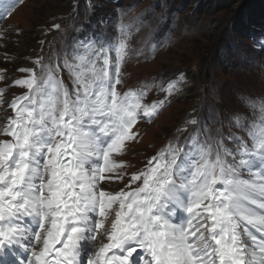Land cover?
I'll use <instances>...</instances> for the list:
<instances>
[{
    "label": "snow or ice",
    "instance_id": "6c2138e0",
    "mask_svg": "<svg viewBox=\"0 0 264 264\" xmlns=\"http://www.w3.org/2000/svg\"><path fill=\"white\" fill-rule=\"evenodd\" d=\"M119 30L116 44L89 42L78 64L64 61L72 91L40 58L39 71L19 69L28 76L14 83L27 91L0 126V264H264V105L251 148L193 134L185 145L170 141L124 189L102 187L124 179L113 156L184 81L161 85L164 99L151 103L143 101L153 85L121 94L130 33ZM177 209L186 215L174 222Z\"/></svg>",
    "mask_w": 264,
    "mask_h": 264
},
{
    "label": "rangeland",
    "instance_id": "374dc122",
    "mask_svg": "<svg viewBox=\"0 0 264 264\" xmlns=\"http://www.w3.org/2000/svg\"><path fill=\"white\" fill-rule=\"evenodd\" d=\"M25 1L0 0V66L14 79L28 76L20 68L39 71L34 61L40 58L45 67L62 72L61 80L72 91L64 61L78 64L76 57L89 42L116 44L121 24L130 33L117 86L121 94L153 85L143 102L164 99L160 86L183 74L180 90L168 97L159 118L135 125L138 143L126 159L137 163L170 141L181 144L184 136L210 125L211 113L220 116L222 135H236V116L244 136L257 127L253 122L262 117L264 105V0H30L22 5ZM114 2H120L117 8ZM34 49L33 63L24 66ZM87 68L85 63L76 70ZM194 115H200L203 126L187 123Z\"/></svg>",
    "mask_w": 264,
    "mask_h": 264
},
{
    "label": "bare ground",
    "instance_id": "6f19581e",
    "mask_svg": "<svg viewBox=\"0 0 264 264\" xmlns=\"http://www.w3.org/2000/svg\"><path fill=\"white\" fill-rule=\"evenodd\" d=\"M25 5H27V4H25ZM1 29V28H0ZM38 48V47H37ZM36 49H34V51L33 52H31L30 54H29V57L27 58V60H26V62L24 63V66L28 63V62H32L33 63V60L35 59V57H36ZM21 73V72H20ZM20 78H23V75L22 74H20V75H16L15 76V80L16 79H20ZM16 88L17 89H15L14 90V92L16 93V95L17 94H20L21 93V91H23L24 89L23 88H20L19 86H16ZM181 88V87H180ZM102 187H104L105 188V190H106V185L104 184V185H102Z\"/></svg>",
    "mask_w": 264,
    "mask_h": 264
}]
</instances>
